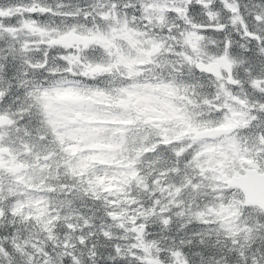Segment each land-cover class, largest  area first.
Listing matches in <instances>:
<instances>
[{
	"label": "snow or ice",
	"instance_id": "6c2138e0",
	"mask_svg": "<svg viewBox=\"0 0 264 264\" xmlns=\"http://www.w3.org/2000/svg\"><path fill=\"white\" fill-rule=\"evenodd\" d=\"M0 264H264V0H0Z\"/></svg>",
	"mask_w": 264,
	"mask_h": 264
}]
</instances>
